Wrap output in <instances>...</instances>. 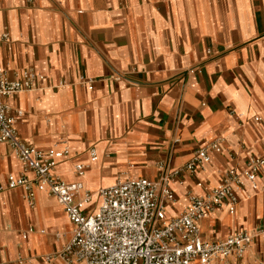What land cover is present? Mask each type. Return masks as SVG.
Segmentation results:
<instances>
[{
	"label": "crops",
	"instance_id": "obj_1",
	"mask_svg": "<svg viewBox=\"0 0 264 264\" xmlns=\"http://www.w3.org/2000/svg\"><path fill=\"white\" fill-rule=\"evenodd\" d=\"M0 32L9 34L0 42L8 77L26 68L43 77L38 89L5 97L15 129L36 148L68 147L53 169L66 182L93 193L154 178L160 162L181 167L219 138L210 161L170 182L172 217L187 194H205L264 153V0H0ZM21 172L32 176L0 142V264H44L73 225L54 196L34 190L29 206L22 188L6 187L7 174ZM236 195L233 213L223 205L199 221L201 236L255 237L241 256L211 264H264V169ZM99 202L94 195L86 210Z\"/></svg>",
	"mask_w": 264,
	"mask_h": 264
},
{
	"label": "built area",
	"instance_id": "obj_2",
	"mask_svg": "<svg viewBox=\"0 0 264 264\" xmlns=\"http://www.w3.org/2000/svg\"><path fill=\"white\" fill-rule=\"evenodd\" d=\"M2 41H9L7 32H0ZM42 78L33 68H26L11 79L0 65V142L7 143L24 171L32 174L8 173L6 187L22 188V198L29 206L34 204V190L54 196L73 225L68 241L43 256L44 264H54L55 258L61 264H211L217 257L241 256L250 246L255 234L245 229L205 240L199 221L223 205L230 213L235 211L236 188L245 180L256 187L257 175L264 169V153L250 155L242 169H228L205 194H187L186 206L172 217L165 213L166 204L174 200L170 182L183 170L194 173L210 161L211 152L221 151L219 138L201 145L181 167L169 168L160 162L154 178L128 177L92 193L83 189L81 181L66 182L54 174L55 165L68 153L67 146L39 149L23 141L15 129L5 97L38 89ZM96 158L90 149V159ZM84 169L83 163L75 164L78 176ZM94 195L100 198L99 205L87 211ZM257 233L264 234V226Z\"/></svg>",
	"mask_w": 264,
	"mask_h": 264
}]
</instances>
